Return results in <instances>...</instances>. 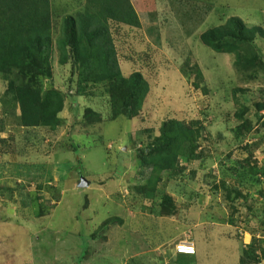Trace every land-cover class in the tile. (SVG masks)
I'll return each mask as SVG.
<instances>
[{"label":"rangeland","instance_id":"1","mask_svg":"<svg viewBox=\"0 0 264 264\" xmlns=\"http://www.w3.org/2000/svg\"><path fill=\"white\" fill-rule=\"evenodd\" d=\"M130 2L141 28L111 26L122 76L139 73L148 88L130 118L115 114L105 84L77 96L59 62L62 20L85 0H51L50 76L38 83L63 96L58 126L22 127L13 77L0 74V264H239L252 242L264 264V40L238 45L236 63L199 39L230 17L264 29V0ZM187 59L206 95L183 72ZM165 120L196 123L198 158L182 144L178 166L159 173L138 156ZM181 242L202 257L173 255Z\"/></svg>","mask_w":264,"mask_h":264},{"label":"trees","instance_id":"2","mask_svg":"<svg viewBox=\"0 0 264 264\" xmlns=\"http://www.w3.org/2000/svg\"><path fill=\"white\" fill-rule=\"evenodd\" d=\"M112 25L141 28L140 18L130 0H85L82 12L62 20L61 38L57 41L59 62L69 64L77 96L89 83L105 84L115 114L130 118L148 88L139 73L128 78L122 76ZM53 29L51 0H0V74L13 77L9 86L15 92L24 128L53 129L60 123L58 115L63 110V96L55 91L44 94L38 83L39 79L50 76ZM256 38L264 40V29L248 28L236 17L228 18L223 25L199 37L213 52L235 55L236 63L240 62L238 45H251ZM183 72L191 79L193 90L204 95L208 93L197 64L187 59ZM195 126L196 123L165 120L160 137L147 149L148 154H139L141 167L152 165L159 173L173 170L178 166L182 144H188V159H197L194 152L198 149L199 133ZM262 126L264 128V122ZM245 249L239 264H259L257 256L252 254L256 251L254 242Z\"/></svg>","mask_w":264,"mask_h":264},{"label":"crops","instance_id":"3","mask_svg":"<svg viewBox=\"0 0 264 264\" xmlns=\"http://www.w3.org/2000/svg\"><path fill=\"white\" fill-rule=\"evenodd\" d=\"M3 200H5V199H3ZM6 201V200H5ZM5 212H9L8 210H6L5 209ZM5 212L4 211H2V213L3 214H0V225L1 224H5L8 220L7 219H5ZM162 230L164 229V227H162L161 228ZM243 236L244 237H248V241H245V240H243V244H245V245H249V243H250V241H251V234H250V232H248V231H246V232H243ZM252 237H253V235H252ZM245 247V246H244ZM156 251H160V249H157ZM155 251V252H156ZM161 251H162V253H163V248L161 249ZM171 251V253H173V255H175L176 257H179V258H181V259H188V258H191V257H197L198 255H200V257H202L201 256V250H200V248L198 247L197 249H196V254H195V256H183V255H177V254H175V250H174V248L173 249H171L170 250ZM162 258H163V263L164 264H167V261H166V259L164 258V256H161ZM137 263V262H136ZM138 264V263H137ZM199 264V263H198Z\"/></svg>","mask_w":264,"mask_h":264},{"label":"built area","instance_id":"4","mask_svg":"<svg viewBox=\"0 0 264 264\" xmlns=\"http://www.w3.org/2000/svg\"><path fill=\"white\" fill-rule=\"evenodd\" d=\"M175 253L183 256H194L195 248L191 243L181 242L175 246Z\"/></svg>","mask_w":264,"mask_h":264},{"label":"water","instance_id":"5","mask_svg":"<svg viewBox=\"0 0 264 264\" xmlns=\"http://www.w3.org/2000/svg\"><path fill=\"white\" fill-rule=\"evenodd\" d=\"M86 187H88V183L83 178H80V183H79L78 188L83 189Z\"/></svg>","mask_w":264,"mask_h":264},{"label":"clouds","instance_id":"6","mask_svg":"<svg viewBox=\"0 0 264 264\" xmlns=\"http://www.w3.org/2000/svg\"><path fill=\"white\" fill-rule=\"evenodd\" d=\"M175 250V249H174Z\"/></svg>","mask_w":264,"mask_h":264}]
</instances>
